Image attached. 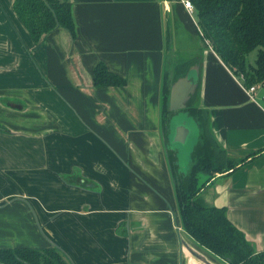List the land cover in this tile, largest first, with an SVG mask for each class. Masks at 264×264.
<instances>
[{
	"label": "crops",
	"instance_id": "crops-1",
	"mask_svg": "<svg viewBox=\"0 0 264 264\" xmlns=\"http://www.w3.org/2000/svg\"><path fill=\"white\" fill-rule=\"evenodd\" d=\"M13 2L0 0V248L54 245L71 264H228L183 229L166 157L164 93L191 62L194 104L243 159L198 197L264 251V93L250 96L182 0H69L75 35L37 42ZM98 63L123 83L95 86Z\"/></svg>",
	"mask_w": 264,
	"mask_h": 264
},
{
	"label": "trees",
	"instance_id": "trees-1",
	"mask_svg": "<svg viewBox=\"0 0 264 264\" xmlns=\"http://www.w3.org/2000/svg\"><path fill=\"white\" fill-rule=\"evenodd\" d=\"M193 7L201 37L221 61L241 79L244 86L260 83L264 87V0H189ZM13 8L23 25L37 42L52 30L62 27L75 35L69 0H14ZM256 48L253 64L247 65L245 55ZM185 63L173 80L187 74ZM123 78L110 72L104 64L94 68L93 84L117 85ZM161 117L162 131L167 138L171 111L169 89L164 93ZM193 97L184 111L199 128L198 142L191 154L187 171L177 169L175 156L166 150L176 203L183 229L197 243L228 264H264V251L255 252L243 234L228 220L224 207L208 206L198 197L202 186L216 172L229 171L243 161L227 155L211 135L208 112L194 104ZM207 178L200 183L198 176ZM0 264H71L58 247L0 248Z\"/></svg>",
	"mask_w": 264,
	"mask_h": 264
},
{
	"label": "water",
	"instance_id": "water-1",
	"mask_svg": "<svg viewBox=\"0 0 264 264\" xmlns=\"http://www.w3.org/2000/svg\"><path fill=\"white\" fill-rule=\"evenodd\" d=\"M187 75L175 79L170 86L168 108L173 111L168 122V133L166 150L172 151L175 156L177 169L180 173H185L188 169L191 154L199 138V128L195 121L196 129L194 131L183 120L184 111L188 101L194 95L197 88V82L194 78ZM186 112V111H185ZM184 112V113H185Z\"/></svg>",
	"mask_w": 264,
	"mask_h": 264
},
{
	"label": "rangeland",
	"instance_id": "rangeland-1",
	"mask_svg": "<svg viewBox=\"0 0 264 264\" xmlns=\"http://www.w3.org/2000/svg\"><path fill=\"white\" fill-rule=\"evenodd\" d=\"M255 56H256V48H254V49L250 50L249 52H247V54L245 55L246 64L247 65L253 64L254 60H255ZM254 84L257 85V86L260 85V83H254ZM258 91L260 93H264V87L262 85H260L258 87ZM184 112L185 111H180V113H182L184 115L183 120H186L187 124L190 126V128H192V130L194 131V135H195L194 127L196 129V125H195L194 118L191 115H189L187 112H185V113ZM200 175H202V174H200Z\"/></svg>",
	"mask_w": 264,
	"mask_h": 264
},
{
	"label": "built area",
	"instance_id": "built-area-1",
	"mask_svg": "<svg viewBox=\"0 0 264 264\" xmlns=\"http://www.w3.org/2000/svg\"><path fill=\"white\" fill-rule=\"evenodd\" d=\"M182 1H183V4H184V7L187 9V11L192 13L193 10H194V7H193L192 3L189 0H182ZM257 87H258L257 85L253 84V85H250V86H245V89L250 94V96L252 97V93Z\"/></svg>",
	"mask_w": 264,
	"mask_h": 264
}]
</instances>
